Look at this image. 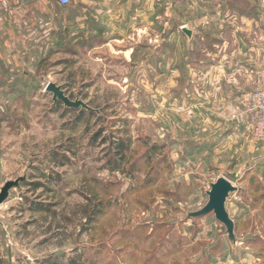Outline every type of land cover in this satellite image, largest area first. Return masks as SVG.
Segmentation results:
<instances>
[{"label": "rangeland", "instance_id": "1", "mask_svg": "<svg viewBox=\"0 0 264 264\" xmlns=\"http://www.w3.org/2000/svg\"><path fill=\"white\" fill-rule=\"evenodd\" d=\"M200 8L196 17V0H153L136 35L96 48L58 34L43 78L20 83L23 93L9 83L0 144L8 181L24 180L4 202L0 264H264L256 76L229 98L224 72L237 43L264 45V7ZM49 83L94 112L55 102ZM220 178L238 188L226 204L235 242L213 213L189 218Z\"/></svg>", "mask_w": 264, "mask_h": 264}, {"label": "crops", "instance_id": "2", "mask_svg": "<svg viewBox=\"0 0 264 264\" xmlns=\"http://www.w3.org/2000/svg\"><path fill=\"white\" fill-rule=\"evenodd\" d=\"M201 1L196 0V17L201 14ZM138 2L141 4L140 11L137 9ZM152 2L72 0L69 6L61 7L54 0H9L8 7L0 5V114L2 100L10 93L9 83H15L16 93H23V87L19 89L18 86L20 83L43 78L42 69L50 56L49 51L57 45L58 34L74 36L80 32L84 37L82 45L87 49L110 42H124L125 38L137 34V20L147 19ZM214 2L207 0L208 4ZM78 4L82 5L81 9L77 8ZM148 6L151 8L147 10ZM140 29L147 31L146 26ZM237 44L241 51L234 54L224 66V72L229 77L226 82L231 84V89L226 86L227 97L230 96L227 90L232 91V95L235 93V97L245 95L247 81L255 76L257 89L263 84L264 45L249 46L244 40ZM213 65L216 64H208ZM215 70L218 71V67ZM3 125L0 121V132ZM261 147H264V143H261ZM3 152L0 144V191L8 181V158ZM6 209V203L0 204V231L4 227Z\"/></svg>", "mask_w": 264, "mask_h": 264}, {"label": "water", "instance_id": "3", "mask_svg": "<svg viewBox=\"0 0 264 264\" xmlns=\"http://www.w3.org/2000/svg\"><path fill=\"white\" fill-rule=\"evenodd\" d=\"M183 33L191 37V32L183 28ZM46 91L51 92L54 97V101L58 100L63 102L68 108H83L88 112H94L87 104L82 101H71L66 95L63 86H57L56 84L49 83L46 87ZM24 179H19L17 181H8L4 184L0 191V204H3L10 197V193L13 189L19 187V183ZM210 191L207 192L208 203L206 206L198 212L191 213L189 218L202 217L207 214L213 213L216 220L221 223L227 232L228 239L231 242H235V223L233 219L228 214L226 204L230 199V196L237 192L238 188L226 178H220L215 183L211 184Z\"/></svg>", "mask_w": 264, "mask_h": 264}, {"label": "built area", "instance_id": "4", "mask_svg": "<svg viewBox=\"0 0 264 264\" xmlns=\"http://www.w3.org/2000/svg\"><path fill=\"white\" fill-rule=\"evenodd\" d=\"M59 6L67 7L72 0H54ZM264 7V0H262ZM2 7L9 6V0H0ZM250 113L253 116V132L257 139L264 141V72L263 84L251 96Z\"/></svg>", "mask_w": 264, "mask_h": 264}, {"label": "trees", "instance_id": "5", "mask_svg": "<svg viewBox=\"0 0 264 264\" xmlns=\"http://www.w3.org/2000/svg\"><path fill=\"white\" fill-rule=\"evenodd\" d=\"M118 149H119V152H120V154H123L124 153V151H125V149H126V145H125V143L124 142H119V144H118V147H117ZM123 156V155H122ZM34 186H38V185H34ZM39 210H47V207H45V206H42L41 207V209H39Z\"/></svg>", "mask_w": 264, "mask_h": 264}]
</instances>
